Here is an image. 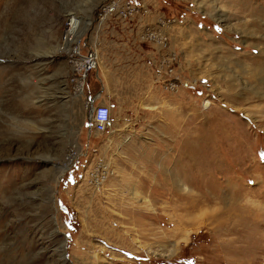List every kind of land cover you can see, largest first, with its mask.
Listing matches in <instances>:
<instances>
[{
    "label": "rangeland",
    "instance_id": "rangeland-1",
    "mask_svg": "<svg viewBox=\"0 0 264 264\" xmlns=\"http://www.w3.org/2000/svg\"><path fill=\"white\" fill-rule=\"evenodd\" d=\"M104 1L0 0V264H264V0Z\"/></svg>",
    "mask_w": 264,
    "mask_h": 264
},
{
    "label": "built area",
    "instance_id": "built-area-1",
    "mask_svg": "<svg viewBox=\"0 0 264 264\" xmlns=\"http://www.w3.org/2000/svg\"><path fill=\"white\" fill-rule=\"evenodd\" d=\"M137 7V5L130 3L129 0H105L97 8L98 20L101 22L103 19L113 16L118 18H127L128 16L132 15V12H134ZM68 29L69 23L66 31H68ZM70 38H73V36H70L69 39ZM72 52L73 55L77 57V61L73 63L76 64L73 66V68L75 67L74 72L79 74L78 83L80 84L81 91H83L84 85L86 83V75L89 71L96 69L94 64L95 61L93 60L95 57L93 56L92 50L88 51L86 55H80V51L76 50H72ZM87 106L90 107L92 112V118L90 117L92 130L98 134L106 132L111 120L110 107L107 105H96L94 108H92L93 104L90 105L89 102H87Z\"/></svg>",
    "mask_w": 264,
    "mask_h": 264
},
{
    "label": "bare ground",
    "instance_id": "bare-ground-1",
    "mask_svg": "<svg viewBox=\"0 0 264 264\" xmlns=\"http://www.w3.org/2000/svg\"><path fill=\"white\" fill-rule=\"evenodd\" d=\"M72 24H71V20H70V22H69V29H68V31H66V32H68V34H66L65 33V37H64V40H65V42H68V41H70L71 39H69V37L70 36H72V34H73V32H72V29H74V27L72 28ZM72 32V33H71ZM68 39V40H67ZM67 40V41H66ZM97 54H95L94 52H93V56L95 57V58H93V60L95 61L94 62V64H95V68H96V64H97V61H98V57L96 56ZM263 73V72H262ZM79 91V93L82 95V93H81V89H79L78 90ZM93 108H94V106H93ZM91 115H92V112H91ZM91 118H92V116H91Z\"/></svg>",
    "mask_w": 264,
    "mask_h": 264
},
{
    "label": "crops",
    "instance_id": "crops-1",
    "mask_svg": "<svg viewBox=\"0 0 264 264\" xmlns=\"http://www.w3.org/2000/svg\"><path fill=\"white\" fill-rule=\"evenodd\" d=\"M97 64H99V62L97 61ZM96 64V65H97ZM100 70V72H98V75H97V78H98V80H99V82H101L102 83V70H101V67L99 66V68H97V70ZM104 82V81H103ZM88 101H89V104L91 103V104H93V102L95 101V96H90V98L88 99ZM96 105H107V106H109L108 104H102V102L101 103H99V101L98 102H95V105H93V106H96Z\"/></svg>",
    "mask_w": 264,
    "mask_h": 264
},
{
    "label": "snow or ice",
    "instance_id": "snow-or-ice-1",
    "mask_svg": "<svg viewBox=\"0 0 264 264\" xmlns=\"http://www.w3.org/2000/svg\"><path fill=\"white\" fill-rule=\"evenodd\" d=\"M262 158H264V157H262Z\"/></svg>",
    "mask_w": 264,
    "mask_h": 264
},
{
    "label": "water",
    "instance_id": "water-1",
    "mask_svg": "<svg viewBox=\"0 0 264 264\" xmlns=\"http://www.w3.org/2000/svg\"><path fill=\"white\" fill-rule=\"evenodd\" d=\"M92 108H93V106H92Z\"/></svg>",
    "mask_w": 264,
    "mask_h": 264
}]
</instances>
